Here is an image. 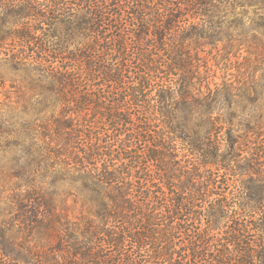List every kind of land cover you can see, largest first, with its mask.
I'll return each instance as SVG.
<instances>
[{
	"label": "trees",
	"instance_id": "trees-1",
	"mask_svg": "<svg viewBox=\"0 0 264 264\" xmlns=\"http://www.w3.org/2000/svg\"><path fill=\"white\" fill-rule=\"evenodd\" d=\"M6 82L0 264H264V0H0Z\"/></svg>",
	"mask_w": 264,
	"mask_h": 264
},
{
	"label": "rangeland",
	"instance_id": "rangeland-1",
	"mask_svg": "<svg viewBox=\"0 0 264 264\" xmlns=\"http://www.w3.org/2000/svg\"><path fill=\"white\" fill-rule=\"evenodd\" d=\"M252 19H254L253 16H251ZM251 24L254 25V21L251 20V22H248L245 26V28L247 29V33H248V41H249V44L252 45V46H256V39H254L253 37V34L250 32L251 31ZM220 48H222V44L220 45ZM253 54H252V57L249 59H241L240 61L242 62L243 66L244 67H247V68H250V67H255L257 65V54H256V51L253 50L252 51ZM217 54V51L214 50L213 53H210L208 56H209V59H210V63L212 64V68L218 72V76H222L224 72H222L221 68L223 66V64H220L219 66H217V63L219 62V60H215L213 59V56H216ZM243 55L244 56H248V52H246V49L243 50ZM237 63L235 61H233V65L234 67H236ZM251 69V68H250ZM230 72L236 74V68H233ZM5 94H12L13 97H12V100H16V94L14 93V89L11 88V85L9 82H6L5 85H2L0 83V98L1 99H5ZM37 243L33 242L31 243V245H36Z\"/></svg>",
	"mask_w": 264,
	"mask_h": 264
}]
</instances>
